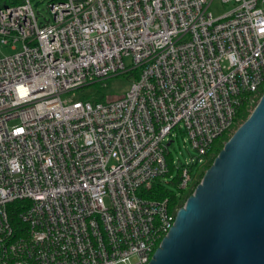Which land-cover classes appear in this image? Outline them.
I'll use <instances>...</instances> for the list:
<instances>
[{
    "label": "built area",
    "instance_id": "2783aa9c",
    "mask_svg": "<svg viewBox=\"0 0 264 264\" xmlns=\"http://www.w3.org/2000/svg\"><path fill=\"white\" fill-rule=\"evenodd\" d=\"M210 1L49 0L46 22L0 5V264L148 263L177 211L149 193L173 133L197 151L184 189L264 81V0ZM134 72L118 97L77 95Z\"/></svg>",
    "mask_w": 264,
    "mask_h": 264
},
{
    "label": "water",
    "instance_id": "95a60500",
    "mask_svg": "<svg viewBox=\"0 0 264 264\" xmlns=\"http://www.w3.org/2000/svg\"><path fill=\"white\" fill-rule=\"evenodd\" d=\"M147 264H264V92L177 209Z\"/></svg>",
    "mask_w": 264,
    "mask_h": 264
},
{
    "label": "trees",
    "instance_id": "16d2710c",
    "mask_svg": "<svg viewBox=\"0 0 264 264\" xmlns=\"http://www.w3.org/2000/svg\"><path fill=\"white\" fill-rule=\"evenodd\" d=\"M20 0H0V5H14L19 3ZM133 77H136L137 73H131ZM129 75V74H128ZM264 92V81L259 86V88L251 94V98H253V102H243L235 111V116L233 118V122L231 127L225 131L220 137L214 139L210 144L204 155V163L200 166H195V173L193 174L192 165H189L188 171L190 173V183L184 189L180 188L179 183L181 180V170L184 166L183 163L180 165L174 164L172 154L167 150L165 153V160L167 165V172L164 176L169 178L167 183L170 184V188L166 187L164 182H162V178H156L151 186L149 191L150 194L154 195L157 199L168 198L169 199V209L174 210L183 206L186 198L193 192L195 186L199 183L202 178L205 170L211 165L213 159L219 152V150L223 146V139L227 140L232 132L249 116L250 112L254 108L258 99ZM20 204H26V201L15 200L14 202L8 205L9 211V219L10 223L14 228H20L24 226V224L20 221L17 216L18 206Z\"/></svg>",
    "mask_w": 264,
    "mask_h": 264
},
{
    "label": "rangeland",
    "instance_id": "374dc122",
    "mask_svg": "<svg viewBox=\"0 0 264 264\" xmlns=\"http://www.w3.org/2000/svg\"><path fill=\"white\" fill-rule=\"evenodd\" d=\"M34 12L38 15L39 21L46 22L47 20L51 21L52 16L48 11L49 0H30ZM235 3L233 1L224 3L221 0H211L208 5V11L212 14L213 17H219L223 13L229 11ZM17 50L20 48V44L16 46ZM12 51L9 46L0 48V55L12 54ZM125 62L127 65H131L130 57H126ZM129 73L118 74L106 78L102 81L89 84L78 89L77 95L79 98L90 99L91 101H104L105 99H113L124 94L133 79V75ZM173 142L168 147V151L172 154V157L177 162H186L189 161L191 157L197 155V151L190 145L188 138L184 132L181 130H176L173 133ZM226 140L223 139V143ZM112 162H110L111 164ZM193 168V174L195 173V166H200L201 164L193 161L191 162ZM169 178L165 180V186L170 188V184L167 183Z\"/></svg>",
    "mask_w": 264,
    "mask_h": 264
}]
</instances>
